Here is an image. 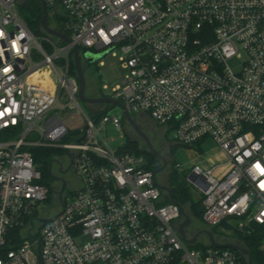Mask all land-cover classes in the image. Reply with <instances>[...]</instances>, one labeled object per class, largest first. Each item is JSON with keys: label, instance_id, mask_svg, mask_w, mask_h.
I'll return each instance as SVG.
<instances>
[{"label": "built area", "instance_id": "built-area-1", "mask_svg": "<svg viewBox=\"0 0 264 264\" xmlns=\"http://www.w3.org/2000/svg\"><path fill=\"white\" fill-rule=\"evenodd\" d=\"M44 2L70 39L45 36L51 53L18 1L0 0V264H242L232 249L188 248L175 229L180 208L164 203L146 158L107 136L122 131L124 111L89 117L70 66L76 49L112 53L125 76L103 97L148 114L182 146L214 142L226 165H194L188 177L202 221L229 238L251 235L264 227V0ZM232 59H244L240 73ZM34 132L46 144L28 142ZM32 147L67 151L82 181L36 233L50 189Z\"/></svg>", "mask_w": 264, "mask_h": 264}, {"label": "rangeland", "instance_id": "rangeland-1", "mask_svg": "<svg viewBox=\"0 0 264 264\" xmlns=\"http://www.w3.org/2000/svg\"><path fill=\"white\" fill-rule=\"evenodd\" d=\"M18 1V12L22 19L25 21V23L28 25L30 30H32V24L30 22V14H29V9L28 6L26 5L27 0H17ZM33 32V31H32ZM35 37L42 42L43 38L45 36H42L38 33L33 32ZM43 47L46 49L47 52L51 53L50 50H47V44L42 42ZM93 55L96 56H101L102 58L100 61L104 63V65L101 67L99 65L100 61H96L95 63L91 64L90 66V72L91 73V79L96 85V89H98L99 95H103L102 91V86L107 85L109 87H115L116 85H119L123 82L125 72L121 68L120 62L117 57H114L112 53H106L105 51H93ZM32 60L35 65L37 64H42L43 63V56L37 51L34 50L32 53ZM59 63V62H58ZM245 61L244 59H232L228 62V67L235 73H240L242 71L243 65ZM106 94V93H104ZM81 107L83 108L84 112L89 116L93 117L94 112L98 110H105L106 108L109 107V105H105L104 107L97 108V107H89L85 103L81 102ZM55 113V112H53ZM133 117H138L141 119H147L149 120L152 124H158L153 118H151L148 114L142 113V114H132ZM72 125V124H71ZM159 125V124H158ZM164 128V127H163ZM132 130L128 126V124L125 123V121L122 124V131H116L115 129H112L111 127L108 128L107 136L110 140L113 142V146L115 148L121 146L122 144H125L128 142V139H132ZM82 135V132L79 131V133H74L71 132L70 136L67 137L62 141V144H67L68 142H74V140H77L78 138ZM168 140L170 144L172 145L173 148V153H172V164L173 165H179L182 167L185 172L181 174L177 170V173L179 176L181 175L183 180L186 181V184L191 191V194L193 198L198 201L201 199L200 193L196 189V187L188 180V177L191 173V169L194 165H200L203 166L205 165L208 160L211 158H214L215 155L218 154L219 150L217 146L215 145L214 142L208 141L202 146H197L194 145L192 147H186L178 144L176 141H174L173 138V133L169 132L168 133ZM28 142L31 143H41V144H46V141L42 140V137L39 133L34 132L27 138ZM48 150L50 148L48 147H32L29 148L28 150L31 151L32 153H40L42 150ZM55 150V158H54V166L55 170H57V167L61 164L63 166H67L69 162V157L67 155V151L63 149H58V148H51ZM43 153V151H42ZM176 170V169H175ZM75 171V170H74ZM167 173H159L157 175L158 181L160 183H163L166 179ZM79 178V177H78ZM48 188L50 189V196H49V201L45 203L40 210V214L44 216V218H52L54 217L61 209L62 206L60 204L58 195L57 193V185L55 182L50 183L47 185ZM82 187V181L79 178V183L76 187H74V191L77 192L81 189ZM74 192V193H75ZM70 197V192L65 194L64 201L68 200ZM41 223L37 222V227L34 231H38L40 229ZM210 227L206 226L203 221H195L193 219V223L191 226L186 228V233L189 238H193L196 234H198L200 231H206L209 230ZM215 231V237L217 238V241L221 243H226L229 241L232 242H239V238L237 237L236 234H233L232 238L226 237L224 235H221V232L219 230L214 229ZM188 248L191 250H197V251H204V249L211 247L208 241V238L206 235L202 234L199 236V240L197 243H195L193 246L187 245Z\"/></svg>", "mask_w": 264, "mask_h": 264}, {"label": "trees", "instance_id": "trees-1", "mask_svg": "<svg viewBox=\"0 0 264 264\" xmlns=\"http://www.w3.org/2000/svg\"><path fill=\"white\" fill-rule=\"evenodd\" d=\"M26 5L28 6L29 14L31 16V31L38 33L42 36H46L44 33L41 32L40 28V24L43 18V11L40 2L38 0H27ZM49 26H51L55 30L62 31V29L58 25V22L56 23L51 16L49 17ZM47 50H49L48 46ZM70 72L74 77H77L73 60H71ZM100 97H103V95H100ZM103 106L105 105L99 106L98 108H101ZM107 110L108 108H106L105 110H98L96 117L103 115ZM123 150L124 152L144 156L148 161L149 168L152 169L154 172L161 166L159 160L154 155L140 148L139 144L133 141L132 139H128V142H126V145ZM42 151L40 153H33V155L35 158L36 165H38L42 171V184L47 186L53 182L50 168L51 164L54 161L56 151L51 148ZM173 166L174 165H172V169L168 175L167 184L173 194L174 199L187 209L192 221L193 219L197 222L202 221L204 213L202 200L200 199L196 201L193 198L191 191L189 190L186 184V181L183 180L181 175L179 176L177 170H175ZM169 202V199H165L164 203L167 204ZM254 229L255 230L251 235L244 236L238 234L237 237L239 238V241L243 243V246L250 251L253 264H264V250L262 248L264 244V227L255 226ZM212 232L215 235L214 229L212 230ZM238 254L241 256L242 264H248L247 258L242 256L240 253Z\"/></svg>", "mask_w": 264, "mask_h": 264}, {"label": "water", "instance_id": "water-1", "mask_svg": "<svg viewBox=\"0 0 264 264\" xmlns=\"http://www.w3.org/2000/svg\"><path fill=\"white\" fill-rule=\"evenodd\" d=\"M38 1L40 2L42 6V11H43V18L40 24L41 32L44 33L48 38L56 39L58 45L70 42V39L66 34L58 30H55L51 26H49L50 13L48 11L47 5L44 2V0H38ZM86 57L89 63H95L96 61H100V59L102 58L101 56H96V55H93L92 53H87ZM73 63L76 69V75H77V79L79 82V94H78L79 100L82 103H85L89 107L98 108L99 106H102V105H109V109L105 112V114H108L111 111L113 112V110H115L116 108H118V110L116 111L123 110L124 111L123 120L125 121V123L128 124L130 127H132L134 131L137 133V135L141 137L144 140V142L147 143L150 153L154 156H157L162 161V163H164V165L161 168L155 171V175L157 176L159 173H162L166 169L165 159L162 158L153 149L148 137L139 128L137 124V117L131 116L122 103L112 98H109V97L90 98L87 95V80H86V77H85V74L83 72L82 65H81V51L80 50H77V49L75 50L74 56H73ZM52 165L53 164H51L50 170H52ZM53 179L57 180V178H53ZM159 188L168 196L170 203L175 204L180 208L182 220L180 223L176 224L175 229L187 245L193 246L195 243L198 242L199 236L204 234L208 238L210 246H213L216 248H223V249H232L240 253L245 258H247L248 264H253L250 251L247 250L243 246V243L241 241L239 242L229 241L226 243H221L217 241V238L215 237L214 233L211 230L200 231L193 238H188L185 233V229L189 227L192 223L190 214L188 213L185 207H183L179 202H177L174 199L173 194L167 184V180L163 184L159 183ZM56 194L59 196V201H60V204L62 205L63 204L62 193H56ZM58 215L59 214H57L55 217H57ZM48 221H49L48 219H42L40 220V223L45 224ZM39 253L40 252L38 250V255H40ZM38 264H41L40 260Z\"/></svg>", "mask_w": 264, "mask_h": 264}, {"label": "flooded vegetation", "instance_id": "flooded-vegetation-1", "mask_svg": "<svg viewBox=\"0 0 264 264\" xmlns=\"http://www.w3.org/2000/svg\"><path fill=\"white\" fill-rule=\"evenodd\" d=\"M87 53H91V52L81 51V65H82V69H83V72H84L86 80H87V95L90 98H99L100 95H99L98 89H96V85H94V83L91 79V73H89L90 72V66L93 63L88 62V59L86 57ZM137 124H138L139 128L141 129V131L148 137L153 149L162 158L165 159L166 169L163 171L164 173H167L166 179H165V181H163V183H165L167 178H168V175L172 169V165H173L172 164L173 148H172V145L170 144V142L168 140L167 132H166L165 128H163L162 126H160L158 124H152L147 119H141V118L137 117ZM130 129L133 132L132 140L137 142L139 144L140 148H142L145 151L150 152L147 143L144 142V140L137 135V133L134 131V129L132 127H130ZM155 157L159 160V162L161 164V166L159 168H161L164 165V163H162V161L157 156H155ZM59 164H60V162H59ZM54 168H55V166L53 164L52 170H51L52 178H57V180L53 179V182H55L57 185V193H62L63 200H64L66 193L70 192V194H72L75 192L73 189H74V187H76L78 185L79 178H78V175L76 174V172L74 171L73 165L71 163H69L66 167L63 166V164H60L57 167L56 171H54L55 170ZM163 183H161V184H163ZM58 198H59V196H58ZM192 223H193V221H192ZM192 223H191V225H192ZM185 233H186V229H185ZM186 235H187V233H186Z\"/></svg>", "mask_w": 264, "mask_h": 264}, {"label": "crops", "instance_id": "crops-1", "mask_svg": "<svg viewBox=\"0 0 264 264\" xmlns=\"http://www.w3.org/2000/svg\"><path fill=\"white\" fill-rule=\"evenodd\" d=\"M225 165H226V159L224 155L219 151L218 154L214 156V158H211L210 160H208V162L203 166L206 168H209V167L211 168L214 166L218 167V166H225Z\"/></svg>", "mask_w": 264, "mask_h": 264}, {"label": "bare ground", "instance_id": "bare-ground-1", "mask_svg": "<svg viewBox=\"0 0 264 264\" xmlns=\"http://www.w3.org/2000/svg\"><path fill=\"white\" fill-rule=\"evenodd\" d=\"M41 74L46 80H49L48 71L47 70H44L43 73H41Z\"/></svg>", "mask_w": 264, "mask_h": 264}]
</instances>
